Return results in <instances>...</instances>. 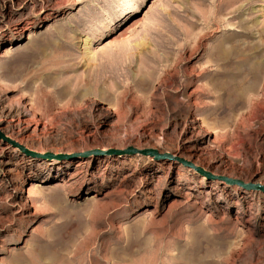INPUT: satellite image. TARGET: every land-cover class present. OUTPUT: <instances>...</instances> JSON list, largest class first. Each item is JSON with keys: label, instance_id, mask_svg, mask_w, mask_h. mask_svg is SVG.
Instances as JSON below:
<instances>
[{"label": "rangeland", "instance_id": "1", "mask_svg": "<svg viewBox=\"0 0 264 264\" xmlns=\"http://www.w3.org/2000/svg\"><path fill=\"white\" fill-rule=\"evenodd\" d=\"M252 174L264 0H0V264H264Z\"/></svg>", "mask_w": 264, "mask_h": 264}, {"label": "bare ground", "instance_id": "2", "mask_svg": "<svg viewBox=\"0 0 264 264\" xmlns=\"http://www.w3.org/2000/svg\"><path fill=\"white\" fill-rule=\"evenodd\" d=\"M125 2H127V1H125ZM128 3V2H127ZM106 14V16H108V13H105ZM102 22L103 21H98V23H97V25H96V28H95V30H97V28L98 27H100L101 26V24H102ZM10 117V116H9ZM10 127V126H9ZM130 140V139H129ZM159 151V150H158ZM188 152H191V157H194V158H196V156H195V154L194 153H192V151H191V149L189 148L188 149ZM188 160H190V159H188ZM190 161H192V163L194 164V165H197V163L195 162V161H193V160H190ZM196 161H197V158H196ZM209 165L214 169V170H219V169H225L224 167H225V165H226V162L224 161V159L222 158V157H216L215 159H213V160H211L210 162H209ZM227 166V165H226ZM192 176H195L194 174L195 173H190ZM223 175V174H222ZM223 176H225V177H227V178H231L232 176H228V175H223ZM203 179V178H202ZM251 180V181H250ZM260 181V182H259ZM245 183H252V184H260V185H264V180L262 181L261 180V178H256V174H252L251 176H250V179H249V182H245Z\"/></svg>", "mask_w": 264, "mask_h": 264}, {"label": "water", "instance_id": "3", "mask_svg": "<svg viewBox=\"0 0 264 264\" xmlns=\"http://www.w3.org/2000/svg\"><path fill=\"white\" fill-rule=\"evenodd\" d=\"M126 153L132 154V153H134V150L129 149V150L126 151ZM147 153H148V155H154V156H156V152H154L152 150H149V152H147ZM239 184H241V183H239ZM246 189L264 191V187H260L259 185H257V186L249 185V186H247Z\"/></svg>", "mask_w": 264, "mask_h": 264}]
</instances>
